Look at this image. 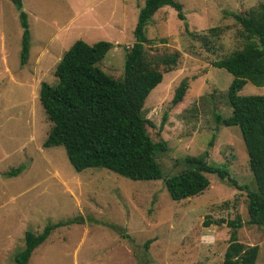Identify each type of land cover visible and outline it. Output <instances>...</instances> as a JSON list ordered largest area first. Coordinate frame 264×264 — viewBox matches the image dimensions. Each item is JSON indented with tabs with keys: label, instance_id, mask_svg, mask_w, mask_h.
Returning a JSON list of instances; mask_svg holds the SVG:
<instances>
[{
	"label": "rangeland",
	"instance_id": "rangeland-1",
	"mask_svg": "<svg viewBox=\"0 0 264 264\" xmlns=\"http://www.w3.org/2000/svg\"><path fill=\"white\" fill-rule=\"evenodd\" d=\"M177 1L188 32L169 6L157 9L144 30L148 59L177 53L170 70L158 66L161 80L141 110L154 125L148 133L165 144L156 160L170 175L183 168V156L206 150L212 163L226 165L235 186L205 174L202 193L175 201L160 181L130 180L104 168L75 171L61 146H42L50 123L38 102L39 83H55V64L77 39L110 42L99 67L120 78L143 0H21L29 33L23 64L18 12L0 0V264H14L25 231L61 221L69 223L51 230L28 264H220L232 231L226 222L236 215V240L257 245L254 264H264V225L246 223L245 194L236 189L255 187L240 132L213 119L229 113L224 91L232 76L211 65L241 47V26L230 13L247 14L264 0ZM85 18L90 21L81 23ZM181 79L187 87L172 104ZM239 93L263 94L264 85L246 82ZM19 164V173L3 175Z\"/></svg>",
	"mask_w": 264,
	"mask_h": 264
},
{
	"label": "trees",
	"instance_id": "trees-1",
	"mask_svg": "<svg viewBox=\"0 0 264 264\" xmlns=\"http://www.w3.org/2000/svg\"><path fill=\"white\" fill-rule=\"evenodd\" d=\"M10 1L18 12L22 29L19 64H23L27 59L29 42L26 14L21 0ZM163 6L175 10L184 31L188 32L180 2L143 0L132 28L133 41L126 46L120 78H112L99 67V62L111 47L110 42L99 40L88 44L77 39L56 62L53 72L55 83H39L37 98L50 123L42 146H61L75 171L104 168L130 180L160 181L169 198L177 201L202 193L209 185L205 174L226 179L232 186L236 183L226 165L212 163L206 150L198 155L183 156V168L170 175L162 172L156 160V154L165 150V144L148 133L154 125L141 110L150 90L160 82L162 72L175 66L177 53L148 59L143 44L150 41L145 36L146 25L155 11ZM230 15L241 26L242 44L240 48L211 61L213 67L224 69L232 76L224 91L229 113L226 116L214 113L213 119L217 125L234 126L240 132L255 187L241 184L236 185V189L245 194L246 223L262 226L264 93L240 94L239 90L246 82L254 86L264 85V2L249 9L247 14L231 12ZM214 29L209 28L211 31ZM159 65L163 66V71L158 69ZM186 87L185 79H181L173 91L172 104L181 101ZM210 144L211 140L208 146ZM21 169L23 164L10 168L3 175L11 177ZM67 223L53 222L40 232L25 231L23 247L14 254V264H28L31 254L50 231ZM208 223V220L203 221L204 225ZM240 225L239 215L226 222L232 231L220 264H254L258 247L236 240L234 234ZM149 242V239L143 242L145 249Z\"/></svg>",
	"mask_w": 264,
	"mask_h": 264
},
{
	"label": "crops",
	"instance_id": "crops-1",
	"mask_svg": "<svg viewBox=\"0 0 264 264\" xmlns=\"http://www.w3.org/2000/svg\"><path fill=\"white\" fill-rule=\"evenodd\" d=\"M87 4H84V7L86 6ZM88 21H90V19H87V18H85L81 23H88ZM86 25V24H85ZM103 26V25H102ZM132 31V30H131ZM84 38V37H83ZM86 39V38H85ZM114 42H117V40H114ZM130 42V41H129ZM128 41H126V45H128V43H129ZM87 43V42H86ZM89 44H91V43H89ZM246 245H251V243H245ZM257 252H258V250H257ZM256 256H257V254H256ZM256 259V258H255ZM255 262V261H254Z\"/></svg>",
	"mask_w": 264,
	"mask_h": 264
},
{
	"label": "water",
	"instance_id": "water-1",
	"mask_svg": "<svg viewBox=\"0 0 264 264\" xmlns=\"http://www.w3.org/2000/svg\"><path fill=\"white\" fill-rule=\"evenodd\" d=\"M145 264H150V263H145Z\"/></svg>",
	"mask_w": 264,
	"mask_h": 264
}]
</instances>
